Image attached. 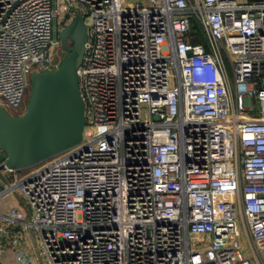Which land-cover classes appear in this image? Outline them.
Returning <instances> with one entry per match:
<instances>
[{"label": "built area", "instance_id": "obj_1", "mask_svg": "<svg viewBox=\"0 0 264 264\" xmlns=\"http://www.w3.org/2000/svg\"><path fill=\"white\" fill-rule=\"evenodd\" d=\"M76 13L82 139L0 178L29 213H0V232L31 229L47 264H264V0H0L9 114L58 63L53 18Z\"/></svg>", "mask_w": 264, "mask_h": 264}, {"label": "water", "instance_id": "obj_2", "mask_svg": "<svg viewBox=\"0 0 264 264\" xmlns=\"http://www.w3.org/2000/svg\"><path fill=\"white\" fill-rule=\"evenodd\" d=\"M58 36L64 54L55 68L30 74L31 91L23 113L9 114L0 105V160L9 168L29 167L82 139L84 102L77 74L87 37L82 15L76 13Z\"/></svg>", "mask_w": 264, "mask_h": 264}, {"label": "crops", "instance_id": "obj_3", "mask_svg": "<svg viewBox=\"0 0 264 264\" xmlns=\"http://www.w3.org/2000/svg\"><path fill=\"white\" fill-rule=\"evenodd\" d=\"M13 206L20 207L29 214L27 206H23L14 195L0 198V213H5ZM18 230L21 231V236L15 244L9 242V233L0 232V264H47L35 233L31 229ZM18 255L22 258L18 259Z\"/></svg>", "mask_w": 264, "mask_h": 264}, {"label": "rangeland", "instance_id": "obj_4", "mask_svg": "<svg viewBox=\"0 0 264 264\" xmlns=\"http://www.w3.org/2000/svg\"><path fill=\"white\" fill-rule=\"evenodd\" d=\"M130 1H132V0H130ZM144 4H146V3L144 2ZM84 17H85V16H84ZM85 19L87 20V17H85ZM66 24H67L66 21H64L63 19H61V16H59V17H54V18H53V25H54L55 30H56L55 33L57 32V28L60 29V28L64 27ZM56 35L58 36V32L56 33ZM59 40H60L59 45L51 46V47H50L51 55H52V57H53V60H54L56 63L60 60V58H61V57L63 56V54H64V50H63V48H62V42H61V39L59 38ZM225 59H226V58H225ZM226 65H227V68H228V71H229L230 75H232V74H231V68H230V64H229V62H228V59H226ZM53 68H55L54 65H53V66H49L48 69H53ZM30 91H31V85H30V83H29V85H28V87H27V91H26L25 99H24V108H23V106H22V107L19 109L18 112H16V113L11 112L12 115H21V114L23 113V111H24V109H25V107H26V103H27V100H28V97H29ZM8 111H9V110H8ZM46 162H47V160H46V161H43V162L35 163V164H33V165L29 166V167H26V168L16 169V170L14 171V173L10 174V177H3L2 175H0V178L2 179V181H3L4 184L8 183V181H10L13 177H14V178L17 177L18 179H21L22 176H24L25 174H27V173L30 172V171L35 170L36 168H38V167H40V166H42V165H43L44 163H46ZM11 195H14V196L16 197V199H17V200H18L23 206H25V207L27 206V205H26V201H25V199H24V197H23V195H22L21 193H19V192H13ZM0 220H1V219H0ZM9 241H10V240H9ZM245 254L247 255L248 252L245 251Z\"/></svg>", "mask_w": 264, "mask_h": 264}, {"label": "trees", "instance_id": "obj_5", "mask_svg": "<svg viewBox=\"0 0 264 264\" xmlns=\"http://www.w3.org/2000/svg\"><path fill=\"white\" fill-rule=\"evenodd\" d=\"M191 28H192V32L194 34V39L193 41L194 42H200V43H206L205 42V39H204V36H203V33L202 31L200 30L198 24L192 20L191 22Z\"/></svg>", "mask_w": 264, "mask_h": 264}, {"label": "flooded vegetation", "instance_id": "obj_6", "mask_svg": "<svg viewBox=\"0 0 264 264\" xmlns=\"http://www.w3.org/2000/svg\"><path fill=\"white\" fill-rule=\"evenodd\" d=\"M69 44L71 45L72 43L69 41Z\"/></svg>", "mask_w": 264, "mask_h": 264}]
</instances>
